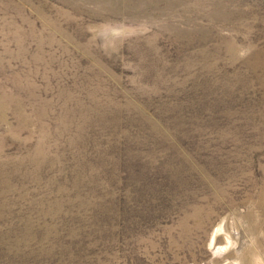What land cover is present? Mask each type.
I'll list each match as a JSON object with an SVG mask.
<instances>
[{"label":"rangeland","instance_id":"rangeland-1","mask_svg":"<svg viewBox=\"0 0 264 264\" xmlns=\"http://www.w3.org/2000/svg\"><path fill=\"white\" fill-rule=\"evenodd\" d=\"M0 264H264V0H0Z\"/></svg>","mask_w":264,"mask_h":264}]
</instances>
